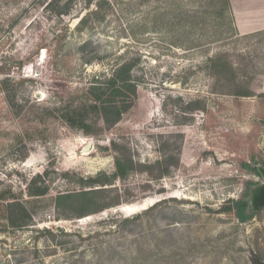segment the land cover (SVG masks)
<instances>
[{"label": "rangeland", "instance_id": "1", "mask_svg": "<svg viewBox=\"0 0 264 264\" xmlns=\"http://www.w3.org/2000/svg\"><path fill=\"white\" fill-rule=\"evenodd\" d=\"M67 1L0 0V264H264V208L246 222L223 210L262 183L264 31L239 35L208 0H105L78 30L103 0L58 14ZM220 55L235 85L213 76ZM129 62L121 120L94 135L69 126L93 77ZM92 190L95 213L77 216L82 197L56 202ZM11 201L29 226H9Z\"/></svg>", "mask_w": 264, "mask_h": 264}, {"label": "trees", "instance_id": "2", "mask_svg": "<svg viewBox=\"0 0 264 264\" xmlns=\"http://www.w3.org/2000/svg\"><path fill=\"white\" fill-rule=\"evenodd\" d=\"M92 1L93 0L86 1V10H90ZM208 1L213 8L218 3L222 5L219 10H215V12L213 13L214 15L219 17H223L226 14L230 18L231 25L234 30V21L231 15L229 0ZM72 2V0H68L65 3V9L63 11H58V14L66 15ZM96 4L97 9H95L94 11H88L86 15L79 20L78 30H82L88 27L92 19H103V15H101V13L105 9L104 5L107 4V1L103 0V2ZM133 66L134 62L118 64L109 76L93 77L92 82L87 89V96L81 102L71 104L66 108V114L64 116L65 122L72 128L82 130L85 134L88 135L96 134L92 133L90 131V128H92V126L97 127L99 123H102V125H104L106 128H110L116 125L121 120L122 115L131 107L136 96L137 85L131 76ZM210 66L213 76L217 79V83L223 84V86L227 84L235 85L237 83V73L232 64L225 60L224 56L220 55L211 59ZM245 92H247L246 89ZM242 94L246 95V93L239 90L235 92V95ZM130 167V161L128 164L127 161L124 162L119 157L116 158V171L114 176L118 178H124L127 172L130 170ZM246 167L249 168V166ZM251 171L257 176H260L256 168H252ZM92 182L95 183V181ZM107 182H109V179L107 177H104V180L96 183L105 184ZM28 191L30 196L41 197L46 194L47 188L45 186L36 188H32L29 186ZM96 191L92 190L90 192L60 195L56 198V202L58 204L61 201H72L74 199H77L78 197H82V200L78 205L79 212L77 216H85L95 213L98 210L104 208L103 206L98 207V209L90 207L91 202H93L90 197L94 195ZM246 191L248 192L249 188H247ZM6 209L9 213H12V209L17 210V214L15 215V217L9 214V226L16 228L29 226L31 222V216L23 203L11 201L6 204ZM223 210L227 213H234V215L240 222H246L255 214L248 213V204L246 198L238 200H228Z\"/></svg>", "mask_w": 264, "mask_h": 264}, {"label": "crops", "instance_id": "3", "mask_svg": "<svg viewBox=\"0 0 264 264\" xmlns=\"http://www.w3.org/2000/svg\"><path fill=\"white\" fill-rule=\"evenodd\" d=\"M234 26L239 35L264 31V0H229Z\"/></svg>", "mask_w": 264, "mask_h": 264}, {"label": "water", "instance_id": "4", "mask_svg": "<svg viewBox=\"0 0 264 264\" xmlns=\"http://www.w3.org/2000/svg\"><path fill=\"white\" fill-rule=\"evenodd\" d=\"M88 147L85 151H87ZM257 171L262 178V183L250 190L248 199L246 200L250 214H254L264 208V167H258Z\"/></svg>", "mask_w": 264, "mask_h": 264}, {"label": "bare ground", "instance_id": "5", "mask_svg": "<svg viewBox=\"0 0 264 264\" xmlns=\"http://www.w3.org/2000/svg\"><path fill=\"white\" fill-rule=\"evenodd\" d=\"M136 209V208H135Z\"/></svg>", "mask_w": 264, "mask_h": 264}]
</instances>
